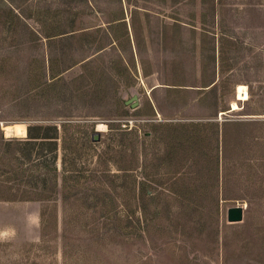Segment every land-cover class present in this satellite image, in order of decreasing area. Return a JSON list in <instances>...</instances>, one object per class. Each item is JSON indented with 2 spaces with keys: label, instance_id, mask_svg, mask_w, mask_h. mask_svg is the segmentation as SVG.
<instances>
[{
  "label": "rangeland",
  "instance_id": "374dc122",
  "mask_svg": "<svg viewBox=\"0 0 264 264\" xmlns=\"http://www.w3.org/2000/svg\"><path fill=\"white\" fill-rule=\"evenodd\" d=\"M24 1L0 0V264H264V0H219L212 94L159 113Z\"/></svg>",
  "mask_w": 264,
  "mask_h": 264
},
{
  "label": "crops",
  "instance_id": "0c3cea01",
  "mask_svg": "<svg viewBox=\"0 0 264 264\" xmlns=\"http://www.w3.org/2000/svg\"><path fill=\"white\" fill-rule=\"evenodd\" d=\"M26 8L18 15L31 22L35 39L95 47L83 63L111 50L113 71L157 113L210 96L220 77L219 0H31Z\"/></svg>",
  "mask_w": 264,
  "mask_h": 264
},
{
  "label": "water",
  "instance_id": "95a60500",
  "mask_svg": "<svg viewBox=\"0 0 264 264\" xmlns=\"http://www.w3.org/2000/svg\"><path fill=\"white\" fill-rule=\"evenodd\" d=\"M128 102H133L134 106L138 105V95H134L131 99L128 100ZM101 136V133L99 130H96L92 138L93 140H99ZM244 219V206L243 205H236L232 206L228 209V221L229 222H240Z\"/></svg>",
  "mask_w": 264,
  "mask_h": 264
},
{
  "label": "bare ground",
  "instance_id": "6f19581e",
  "mask_svg": "<svg viewBox=\"0 0 264 264\" xmlns=\"http://www.w3.org/2000/svg\"><path fill=\"white\" fill-rule=\"evenodd\" d=\"M236 94H237V99H239V100H248L250 98L249 92L247 90V86L244 84H239L237 86V93ZM237 99H234L231 102L232 103L231 111L237 110L240 108V104H239ZM17 127H18V129L24 130V128H22L21 125H18ZM4 128L7 131V133H9V134L15 130L14 126H12V125H5Z\"/></svg>",
  "mask_w": 264,
  "mask_h": 264
},
{
  "label": "trees",
  "instance_id": "16d2710c",
  "mask_svg": "<svg viewBox=\"0 0 264 264\" xmlns=\"http://www.w3.org/2000/svg\"><path fill=\"white\" fill-rule=\"evenodd\" d=\"M170 143H171V142H170ZM170 143H169V144H170ZM146 190H148L147 194H149V192H150V189H149V188H147Z\"/></svg>",
  "mask_w": 264,
  "mask_h": 264
}]
</instances>
